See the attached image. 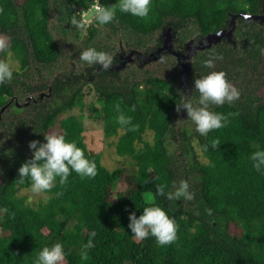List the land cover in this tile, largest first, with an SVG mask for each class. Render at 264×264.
Masks as SVG:
<instances>
[{"label":"trees","instance_id":"16d2710c","mask_svg":"<svg viewBox=\"0 0 264 264\" xmlns=\"http://www.w3.org/2000/svg\"><path fill=\"white\" fill-rule=\"evenodd\" d=\"M53 2L63 30L68 24L77 32L70 20L74 14L81 19L93 0H0V40L7 45L0 49V59L11 52L21 68L11 81L0 84V109L8 103L0 117L13 115L14 98L28 99L45 88V84L30 85L22 74L32 64L49 66L59 57V46L48 29ZM98 2L116 9L113 22L103 27L120 34L126 47L142 49L149 43L160 44L162 30L168 26L174 29L181 48L195 33L205 36L228 27L231 15L261 13L262 0H152L147 18L121 12L119 0ZM86 32L90 40L99 30L91 25ZM232 39L236 47L224 43V47L199 51L193 57V73L199 76L205 68L201 61L216 53L222 56L221 62L229 58L243 65L249 76L246 82L262 79L264 85V23L238 18ZM104 77L107 79L93 82L101 103L104 135H118L117 154L129 156L136 167L126 188L113 192L125 172L108 170L99 155L87 149L82 120L74 115L59 119L80 104L81 86L73 80L50 83L43 98L38 94L34 101L26 99L27 105L21 104L28 118H19L17 124L24 126L27 143L43 141L44 134L53 133L56 126V133L76 141L87 158L96 162L97 174L81 178L73 172L65 185L57 183L47 192L45 203L32 207L17 195L19 188L29 187L27 179L17 181V170L31 152L15 157L7 172L0 173V208L8 209L0 212V264H34L40 249L57 240L65 248L64 264H264V174L256 172L249 160L258 146L264 148V98L254 89L247 93L238 88L239 99L211 105L213 111L235 115L228 116L224 127L206 136L195 135L206 162L197 159L189 141L193 139L185 141V151L191 152L185 164L168 153L165 143L176 104L183 102L172 80L146 72L135 79L115 71ZM117 104L120 112L131 117L130 125L117 122ZM19 108L15 113L19 114ZM147 131L152 134L151 142L143 140ZM181 180H187L193 199L169 201L155 195L157 184L166 185L165 192L174 191ZM145 194H151V202L175 218L174 242L161 246L151 236L142 241L131 237L128 216L130 212L137 217L141 214L148 202ZM91 231L96 233L94 247L82 256V245Z\"/></svg>","mask_w":264,"mask_h":264},{"label":"rangeland","instance_id":"374dc122","mask_svg":"<svg viewBox=\"0 0 264 264\" xmlns=\"http://www.w3.org/2000/svg\"><path fill=\"white\" fill-rule=\"evenodd\" d=\"M94 3L95 1L93 0L89 8L81 13V20L87 17L85 28L83 30L79 29L75 32L73 27L71 28L68 24L65 26V30H63L62 23L58 21L55 14L56 6L53 2L49 11L48 29L52 38L59 46V57L55 63L49 66L35 67L32 64V67L29 68L27 73L22 75L23 79L30 85L39 86L45 84V88L42 90L44 94L47 93V88L50 83H53L55 80H73L75 85L81 86L80 104L75 105L71 110L60 115L59 119L68 115L79 117L82 120V134L87 149L98 154L101 164L108 170L120 168L125 172V178L120 180L114 187L113 192L116 193L117 191L126 188L136 167L129 156L117 154L116 143L118 141V135L110 137L104 135L103 119L100 114V99L94 91L93 82L90 80L95 69L100 66L88 65L86 62L81 61L79 59V53L88 47H95L96 49H101L102 51L107 52L109 55L117 54L118 56L122 55L123 57H126L129 55V50L126 48L124 54L123 52H120V44L122 43L120 34H113L110 28L95 23ZM91 25L99 30V32L92 39L87 40L88 34L86 31ZM168 27L163 28L162 35ZM168 33H170V31H168L167 34ZM154 38H158V36H154ZM169 39L171 42L172 38L169 37ZM161 40H165L164 36L161 37ZM151 44L152 43H149L148 45ZM131 58H133V62H127L122 67L123 69L127 67L126 70H123V74L131 76L134 79L142 77L144 72L152 76H168V78L172 80L171 82L173 86L182 93L183 101L185 98H188L194 106L197 105L198 101V97L194 93V78H198L200 75H205L213 70L224 71L227 74L226 78L228 80L230 78V82L237 89L240 88L247 93L249 90L254 89L255 93L260 96V98H264V85H261L262 79L251 80L250 83L246 82V77L249 76L244 74L245 67L243 65L240 66L241 64L229 58L222 60V62L216 60L212 69L205 67L203 71H200L199 76L196 75V73L192 75L193 72L190 75L191 71L189 70L184 74V65H179V63L175 61V58L172 59L171 55L166 53L157 58V61L153 64L143 65L144 70L140 68V61L138 62L134 56H131ZM11 59H13L12 56ZM116 64L119 65L121 62ZM96 66L98 67L96 68ZM201 72L203 73L201 74ZM132 75L136 77H133ZM76 80H78L79 83L76 82ZM252 85L256 86L250 87ZM38 94L40 93L35 92L31 94V97L36 98ZM26 99L27 96H21L17 98V101L19 104H22ZM15 108L17 107L11 108L13 115L0 117V173L7 172L15 157L29 151L27 133L24 126L20 127L17 124L19 118L27 119L28 115H26L27 113H24L25 109H22L23 107L19 108V114L15 113ZM209 108L213 111L211 105H209ZM56 128V126L53 128V133H56ZM198 134L194 122L188 120L186 110L181 108L179 111H176L172 117L171 129L167 133L165 139L168 153L177 157L179 160L181 159L185 164H188L191 152L189 150L185 151L184 143L189 139H193L192 141H189L193 145L197 159L200 162H206V158L203 156L197 145L195 135ZM143 140L151 142V132H145ZM17 195L19 197H24L26 203L32 207H38L40 204L45 203L49 197V194L47 193H32L29 187L19 188L17 190ZM149 197L152 198L151 194H145L146 200H148ZM231 229H233L232 226Z\"/></svg>","mask_w":264,"mask_h":264},{"label":"clouds","instance_id":"9594fccd","mask_svg":"<svg viewBox=\"0 0 264 264\" xmlns=\"http://www.w3.org/2000/svg\"><path fill=\"white\" fill-rule=\"evenodd\" d=\"M152 0H119L118 7L121 12L131 14L139 18H147L150 13ZM116 15L115 6L104 7L98 2L95 5L94 20L101 26L113 22ZM247 16V14H245ZM87 23V17L78 19L76 14L72 16L70 24L83 30ZM219 35V33H217ZM7 45L0 40V49ZM11 52L5 59H0V84L11 81L14 72L21 71L19 60L11 59ZM79 59L88 65H99L102 70H109L113 64V57L105 51L97 50L95 47H88L79 53ZM222 59L216 53L204 58L201 63L209 69L214 67L215 61ZM191 62V59H190ZM194 90L198 93L197 105L187 98L183 102L176 104V110L181 108L186 110L188 120L194 122L196 131L201 136H206L214 129L224 127L228 122L230 113L225 115L212 111L209 105H223L226 102L232 103L239 99V90L226 78L224 71H209L200 77H195ZM116 110L120 114L116 117L120 125H130L131 117L120 112L119 105ZM213 147L216 142L213 141ZM31 157L23 162L18 168V182L25 179L29 181V189L32 193L41 194L51 191L59 185H65L68 177L74 172L81 178H93L97 174V165L94 160H90L85 155L84 150L79 147L74 140L66 139V134L48 133L44 134L43 141L32 140L28 143ZM207 151V146L204 147ZM249 160L252 168L264 174V148L257 149L250 153ZM166 185H156V196L166 197L169 201L193 199V194L189 191L187 180H181L174 191L165 192ZM59 195V193H57ZM148 202L142 207L141 214L137 217L135 212H130L128 228L131 237L137 241H142L148 237H154L158 245L164 246L174 242L177 238V223L175 218L170 217L167 212L158 204ZM138 208V207H137ZM209 213L211 210H208ZM0 212H8L7 208H0ZM95 231L89 233V239L82 245L81 255L86 256L87 250L94 247L93 238ZM66 252L61 241L57 240L51 245L43 246L38 252L34 264H64Z\"/></svg>","mask_w":264,"mask_h":264},{"label":"flooded vegetation","instance_id":"af4514ba","mask_svg":"<svg viewBox=\"0 0 264 264\" xmlns=\"http://www.w3.org/2000/svg\"><path fill=\"white\" fill-rule=\"evenodd\" d=\"M263 3H264V0H262L261 5H260L261 6L260 7L261 13H259L257 15H260V16H263L264 15L263 10H262ZM242 14H248V13H239V14L235 15L236 16V19H235V22H234V24H235L234 30L236 28V23H237L238 18L243 19ZM252 15H255V14H252ZM231 16H230V19H231ZM243 20H245V19H243ZM247 21H249V20H247ZM253 21H258L259 23H264V19L263 20H253ZM229 24H230V20H229ZM229 24H228V27H229ZM228 27H225L223 29H227ZM167 30H169L170 33L167 34ZM167 30L164 31V33L162 35V36H164L166 42H165V40L164 41L161 40L160 44H159V41H158V42L152 43L151 45H146L142 49H136V48L126 47L124 45V43L122 42L120 44V52H123V54H124V50L127 48L129 50L128 51L129 52V55H127L126 57H123L122 55H119L118 56L117 54L111 55L113 57L114 64H112V67H110V69L108 71L109 72L115 71V72H117L119 74H123V70H126L127 67H125L124 69L122 67L127 62H133V58H131V56H134L135 59L138 60V62L140 61V65H141L140 68L142 70H144L143 69V65H147V64L148 65H151V64H153L154 62L157 61V58L161 57L165 53L168 54V55L173 56L175 58V61L177 63H179V65H182L183 64L184 65V69H186L187 68V64H186V61L187 60L186 59L180 58V60H178L174 55H172V54H170V53L167 52L168 51L167 46H170L171 45V47H172V48H170L171 50H173L175 52H179V53H181L183 55H189L190 56L191 62L189 60V71H191L190 72V75H191V73L193 72V66H192L193 57L199 51H205L206 49H209L212 46H216V45H220V46L224 47L225 46L224 43H228L232 47H236L237 46L236 42L232 39L234 30L232 32L231 40H228L226 37H223L219 42H217L215 44H211L209 47H206V48H203V49L200 48L201 47L200 42L208 34L205 35V36H198V34L195 33V35H193L192 37H190L189 39H187V41L183 42V46L181 48H179V47H177V43H176L177 42V37H176V34H175L174 29L169 26ZM220 30H222V29H220ZM169 37L172 38L171 42H170ZM190 41H192L193 44H190L189 47H187V44ZM160 48H163L162 51H161V56L159 54H157V51ZM118 62H121V64L117 65L116 63H118ZM99 70H100V72H99ZM101 70H102L101 67H98L97 69H95V72L91 75L92 78L90 79L92 82L98 81L99 79H107V77H104V76L108 73V71H101ZM98 72H99V75L97 74ZM192 75H194V73H192ZM200 76H202V75H200ZM47 91H50V85L48 86ZM43 96H44V93L41 91L40 98H43ZM29 98L32 101L35 100L31 96H29L28 99H27L28 101H30ZM13 101H14L15 106H17V107H21L22 106L17 101V98H14ZM28 101H25L24 104L27 105Z\"/></svg>","mask_w":264,"mask_h":264},{"label":"water","instance_id":"95a60500","mask_svg":"<svg viewBox=\"0 0 264 264\" xmlns=\"http://www.w3.org/2000/svg\"><path fill=\"white\" fill-rule=\"evenodd\" d=\"M262 10H263V13H264V3H263ZM242 17L245 20H263L264 19V15L263 16H260V15L247 14V16H246L245 14H242ZM235 19H236V16L235 15H232L231 16V19H230L229 27L227 29L218 30L215 33H209L204 39L201 40V42H200L201 47L200 48L203 49V48L209 47L211 44H215V43L219 42L223 37H226L228 40H231L232 32H233L234 27H235V24H234ZM168 31L169 30H167V32ZM217 33H219V35ZM165 42H166V40H165ZM190 44H193V42L190 41L187 44V47H189ZM167 48H168V51L167 52L170 53V54H172V55H174L178 60H180V58L187 60L186 61L187 68L184 69V74H185V72L189 70V60H190V56L189 55H183V54H181L179 52H175V51L171 50L170 49V48H172L171 45L170 46H167ZM162 49L163 48H160L157 51V54H159L160 56H161ZM29 100H30V98H29ZM7 106H8V103L4 107H2L0 109V115H1V113L3 112V110Z\"/></svg>","mask_w":264,"mask_h":264},{"label":"built area","instance_id":"2783aa9c","mask_svg":"<svg viewBox=\"0 0 264 264\" xmlns=\"http://www.w3.org/2000/svg\"><path fill=\"white\" fill-rule=\"evenodd\" d=\"M98 2V0H95V3L93 4L94 6L96 5V3ZM99 3V2H98ZM100 4V3H99Z\"/></svg>","mask_w":264,"mask_h":264}]
</instances>
